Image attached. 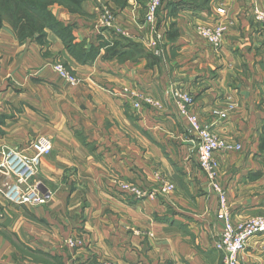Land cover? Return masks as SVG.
Masks as SVG:
<instances>
[{"label":"crops","instance_id":"0c3cea01","mask_svg":"<svg viewBox=\"0 0 264 264\" xmlns=\"http://www.w3.org/2000/svg\"><path fill=\"white\" fill-rule=\"evenodd\" d=\"M174 1L180 0H164L159 12L165 57L148 47L146 0H85L81 13L52 7L72 25L75 41L85 42L86 53L97 49L88 62L78 61L54 32L46 45L21 41L4 21L0 264H222L216 248L223 227L219 200L200 169L197 142L175 105L174 88L193 95L191 108L203 124L242 144L239 151L217 152L234 219L264 216V28L254 14L264 0H183L199 8L172 14ZM221 16L233 25L214 46L197 27ZM173 23L178 34L169 39ZM55 63L81 82L64 81ZM138 100L142 106L136 109ZM229 101L236 109L226 119L215 118L213 109ZM40 135L54 147L34 182L49 196L43 205H17L3 193L16 181L6 160L14 150L34 154L32 143ZM123 182L137 184L145 195L137 198ZM167 183L174 190L163 191ZM72 237L81 243L70 246ZM241 259L264 264V233L248 241Z\"/></svg>","mask_w":264,"mask_h":264},{"label":"built area","instance_id":"2783aa9c","mask_svg":"<svg viewBox=\"0 0 264 264\" xmlns=\"http://www.w3.org/2000/svg\"><path fill=\"white\" fill-rule=\"evenodd\" d=\"M162 5L163 0H146V22L151 26L148 47L158 56L165 57L166 49L163 44L164 31L162 30L163 27L159 24V12ZM217 12L220 15L226 14L225 8L221 6L217 7ZM254 14L257 21L264 28V7L255 6ZM106 17L111 19V13L107 12ZM227 20L221 16L218 22L213 25H198L197 31L210 44L220 46L230 24ZM54 67L67 83L77 85L81 82L79 77L63 65L58 64L56 66L54 65ZM172 94L180 115L188 122V132L193 135L197 142V155L200 169L203 170L209 185L219 197L218 218L222 221L223 227L216 241V248L222 253V264H244L241 259V254L246 249L247 243L252 237L264 233V217H252L245 221H236L233 218L227 191L223 190L224 186L222 183L220 185V165L217 156L218 151H239L242 149V144L231 142L219 136L208 125L203 124L197 113L191 108L194 102V97L191 93L174 88ZM144 100L153 105L158 104L152 98H145ZM141 106L142 103L140 100L134 103L136 109L141 108ZM236 106L235 101H229L225 108H214L212 115L217 119H226L229 117V113L236 109ZM32 147L34 154L28 155L14 150L8 155L6 160V169L15 175L16 181L11 184H6L3 193L10 202L18 205L35 206L45 204L49 196V192H42L30 181L37 173L42 158L53 150L52 139L46 136H40L33 141ZM14 158L17 159V163H14ZM18 163H21V165L16 168ZM122 188L134 194L137 198L145 195L143 189L131 182H123ZM174 188V184L167 183L164 185L163 191L170 192ZM67 242L73 247L78 245V242L73 239L67 240ZM86 264L117 263L111 262L110 260H94Z\"/></svg>","mask_w":264,"mask_h":264},{"label":"trees","instance_id":"16d2710c","mask_svg":"<svg viewBox=\"0 0 264 264\" xmlns=\"http://www.w3.org/2000/svg\"><path fill=\"white\" fill-rule=\"evenodd\" d=\"M85 0H0V31L7 18L12 28L23 41L34 39L42 45L48 43V33H56L65 44L68 51L80 62H88L94 59L97 49L90 48L85 52V42H76L72 25L65 24L58 19L52 10L56 3L66 7L69 11L82 12ZM164 2V0H163ZM188 4V5H187ZM197 9L199 5L193 1H174L169 5L172 14H176L180 7ZM160 24V21H159ZM173 23L167 32L169 39L177 36L178 30ZM115 48V44L110 49ZM260 148L264 149V127L260 141Z\"/></svg>","mask_w":264,"mask_h":264},{"label":"rangeland","instance_id":"374dc122","mask_svg":"<svg viewBox=\"0 0 264 264\" xmlns=\"http://www.w3.org/2000/svg\"><path fill=\"white\" fill-rule=\"evenodd\" d=\"M199 1V0H198ZM54 6H62V5H60V4H55ZM53 7V6H52ZM62 7H64V6H62ZM66 8V7H65ZM53 10V9H52ZM147 12V11H146ZM226 14H224V15H222V16H225ZM5 21L6 22H8L9 24H10V22L8 21V19L6 18L5 19ZM145 21H146V14H145ZM227 21H229L230 22V24H229V26H228V29L233 25V21L232 20H227ZM147 23V22H146ZM10 26L12 27V25L10 24ZM149 29H150V34H151V26L149 25ZM14 30V29H13ZM227 32V31H226ZM222 41H223V39H222ZM152 52H153V50H152ZM153 54H154V52H153ZM154 55H156V56H158L157 54H154ZM159 57H162V56H159ZM58 64H60V65H63L64 67H65V65L64 64H62V63H55L54 65L56 66V65H58ZM66 68V67H65ZM54 69H55V67H54ZM68 69V68H67ZM56 70V69H55ZM69 70V69H68ZM60 75V74H59ZM75 75V74H74ZM61 77V76H60ZM62 78V77H61ZM63 79V78H62ZM230 114V113H229ZM40 136H44L45 137V135H40ZM40 136H38V137H40ZM37 137V138H38ZM46 137H48V136H46ZM37 138H35L33 141H35ZM50 138V137H49ZM53 142V141H52ZM53 147H54V143H53ZM50 154V153H49ZM46 156V155H45ZM219 160V159H218ZM42 161V160H41ZM41 165V164H40ZM39 169H40V166H39V168H38V171H37V173L39 172ZM202 172H203V170H202ZM37 173L34 175V177H33V179H31V183L32 184H34V185H36L37 187H38V189L39 190H41L40 188H39V186H41V184L39 183H36V182H34V178H35V176L37 175ZM203 174L205 175V173L203 172ZM205 177H206V175H205ZM219 180H220V169H219ZM206 181H207V184H208V187H209V189L211 190V191H213L214 192V190L211 188V186L209 185V182H208V179H207V177H206ZM220 185H221V180H220ZM223 188V187H222ZM223 190L224 191H227L226 190V188L224 187L223 188ZM42 191V190H41ZM43 192V191H42ZM46 192H47V190H46ZM215 193V192H214ZM216 194V193H215ZM227 194H228V192H227ZM217 195V194H216ZM217 197H218V195H217ZM218 200H219V197H218ZM228 200H229V198H228ZM229 203H230V201H229ZM18 205V204H17ZM41 205H43V204H41ZM25 206V205H24ZM35 206H39V205H35ZM230 206H231V203H230ZM231 210H232V206H231ZM232 216H233V214H232ZM255 217H257V216H255ZM264 217V216H263ZM234 218V217H233ZM252 218V217H251ZM249 219V218H248ZM247 220V219H246ZM236 221H238V220H236ZM245 221V220H244ZM222 225H223V223H222ZM221 234V233H220ZM220 236V235H219ZM71 239H73L74 241H76V242H78V244H80L81 243V241H82V238L81 237H75V238H71ZM68 240H70V239H68ZM73 247V246H72ZM221 252V251H220ZM97 260H110L111 262L113 261V262H115L114 260H111V259H97ZM89 261H94V260H89ZM89 261H87V262H89ZM87 262H85L84 264H86ZM115 263H117V262H115ZM117 264H119V263H117Z\"/></svg>","mask_w":264,"mask_h":264},{"label":"bare ground","instance_id":"6f19581e","mask_svg":"<svg viewBox=\"0 0 264 264\" xmlns=\"http://www.w3.org/2000/svg\"><path fill=\"white\" fill-rule=\"evenodd\" d=\"M13 161H14V163H17V159H16V158H14ZM20 165H21V163H18V164L16 165V168L20 167Z\"/></svg>","mask_w":264,"mask_h":264},{"label":"water","instance_id":"95a60500","mask_svg":"<svg viewBox=\"0 0 264 264\" xmlns=\"http://www.w3.org/2000/svg\"><path fill=\"white\" fill-rule=\"evenodd\" d=\"M39 188H40L43 192L46 191L44 188H42V186H39Z\"/></svg>","mask_w":264,"mask_h":264}]
</instances>
